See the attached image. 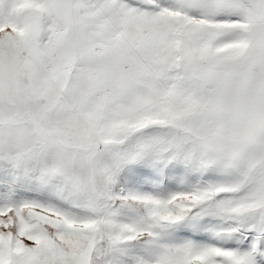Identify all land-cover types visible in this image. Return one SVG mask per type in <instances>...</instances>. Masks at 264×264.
I'll use <instances>...</instances> for the list:
<instances>
[{
    "label": "snow or ice",
    "instance_id": "6c2138e0",
    "mask_svg": "<svg viewBox=\"0 0 264 264\" xmlns=\"http://www.w3.org/2000/svg\"><path fill=\"white\" fill-rule=\"evenodd\" d=\"M0 264H264V0H0Z\"/></svg>",
    "mask_w": 264,
    "mask_h": 264
}]
</instances>
